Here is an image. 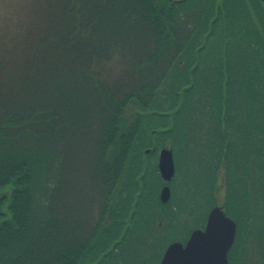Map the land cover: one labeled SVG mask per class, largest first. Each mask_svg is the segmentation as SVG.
<instances>
[{
  "label": "trees",
  "instance_id": "trees-1",
  "mask_svg": "<svg viewBox=\"0 0 264 264\" xmlns=\"http://www.w3.org/2000/svg\"><path fill=\"white\" fill-rule=\"evenodd\" d=\"M48 1L32 41L0 64V264H109L140 212L165 207L151 190L167 144L173 199L181 186L192 197L194 158H206L222 169L226 211L253 227L257 204L264 236V2ZM234 45L243 68L226 55ZM145 251L123 259L150 264Z\"/></svg>",
  "mask_w": 264,
  "mask_h": 264
},
{
  "label": "rangeland",
  "instance_id": "rangeland-1",
  "mask_svg": "<svg viewBox=\"0 0 264 264\" xmlns=\"http://www.w3.org/2000/svg\"><path fill=\"white\" fill-rule=\"evenodd\" d=\"M50 7L49 1L48 0H0V64L4 62V58H6L7 56V60L8 59H12V55L15 56L16 53H20L21 51L19 49L23 48L24 44L26 42H30L32 41L31 39L33 38V33L35 31H38V29H40V26L43 25L40 24V16L43 17L46 10H48ZM48 13V12H47ZM217 36H215L213 38V36H211L210 41L208 42L209 44H207L208 46H206V49L209 48V52L211 53H217V55L219 56L220 54V45L218 44V42L216 41ZM231 47V46H230ZM231 52L227 53L226 55H228L229 58H233L234 57H239V55H241V63H242V68L245 65L244 64V54H243V50L241 51L240 47L237 45H234V47L231 48ZM236 51V52H234ZM207 54V51H203V54L200 55V57L204 56L202 58L203 62L205 61V55ZM239 54V55H238ZM217 57V56H216ZM216 57L211 56L209 58H214V60H216ZM202 60L201 63H202ZM6 61V60H5ZM227 67H229V64H227ZM199 69H201L199 71V75H203L205 73V68L202 65ZM1 75V74H0ZM164 146H168L169 145H164ZM163 146V147H164ZM197 147L201 148L200 145H197ZM158 151L155 153L158 154ZM156 159V158H154ZM178 162L180 161L181 158H178ZM185 159V158H182ZM181 159V160H182ZM196 159V161H198V159L201 160V165L199 164V162H197L200 167L198 166V169L196 167L192 166L193 170L191 171L193 173V183L192 185L189 186V189L187 188L186 191L190 194L189 190L192 191L191 193V198L188 199L187 197L183 196V193H185V191H183V186H181V190H179V193H175L174 196H177L178 199H176L177 201H180V199H185V203L180 202L177 203V201L175 200L174 202H176L177 205V210L174 209L173 207V202H171L172 200H170L165 207L162 209H160V207L156 206L154 207V209H152L149 213H151V218L147 217V213L145 214L144 209L140 212V215H138L137 218H135V220H133V222L136 224V227L133 229L132 232H134L133 234H131V236H135V238L137 237V243H138V248H140L139 246H141V248L143 247V243L145 242L144 238L145 236H143V234L141 232H138V228H139V223H141V221L145 220L146 222L148 221H153L152 226L155 225L156 221L158 219H166L168 217V214H170V211L173 212V218L175 217H182V218H192L193 217V213H195L196 211H198L197 213V219L196 221H200V219L202 218V214L203 212L205 213V211L208 210V208H210V205L212 204H224V208L227 209L226 207V203L224 202V198H225V194H226V189L225 186L223 184V180H222V169L217 167L215 169V171L213 170V166L211 167H207L205 166V163L203 162L206 158H194ZM188 160H192V158H188ZM182 162V161H181ZM193 162V160H192ZM194 166L196 165L195 163L193 164ZM210 168V169H209ZM85 169V167H84ZM84 169H78V171H80L81 173H84ZM179 171H182V165H180L179 163ZM175 170V168H174ZM211 170V171H210ZM176 171V170H175ZM174 171V174H176ZM184 171V170H183ZM213 172L214 174V180H212V184L210 182V184L207 183V181L205 180V178L202 179L203 176H208L209 173ZM252 175H250L251 177L258 174V178L260 180L261 176L263 175V172L260 170H258L257 166L254 167V169L252 170ZM178 176L177 180H176V184H182L184 185V182L186 180H188V175L186 174H181ZM178 175V172H177ZM174 178V177H173ZM173 180V179H172ZM171 180V181H172ZM255 180V179H254ZM253 180V183H254ZM258 180V179H257ZM167 183L170 187V183ZM244 181V180H243ZM241 180L240 184L244 185V182ZM180 184V185H181ZM214 184V185H213ZM212 185V186H211ZM162 185L159 186V188ZM176 187V185H175ZM257 188V184L255 186ZM254 187V190L256 189ZM91 189L89 190L90 192V207H88V209L91 211L88 212V220L89 223H92L93 221H95L96 216H97V211H98V196L95 193L98 191V193L100 192V190H98L95 187H90ZM157 188V187H156ZM192 188V189H191ZM194 189V190H193ZM151 192L157 194L158 193V189H152ZM183 192V193H182ZM186 192V194H187ZM93 194V197H91V195ZM211 194V196H210ZM194 195V196H193ZM183 196V197H182ZM214 196V197H213ZM198 201V203H196ZM96 202V203H95ZM190 204L191 208H190ZM185 207H182V206ZM179 207V209H178ZM203 207V209H202ZM256 207V211L254 212V217H255V224L253 225V227L248 226V221H246V215L243 213H238V219L239 221V225H237L236 222V238H235V242L233 247L230 250L229 256H228V264H264L263 263V258H264V254H263V248H264V236L263 234H261V229L262 226L259 229V226L262 222L261 218H259V208L258 205H255ZM167 209H170L169 211H167ZM185 209V212L183 213L182 210ZM205 210V211H204ZM191 211V214H187L186 212ZM227 215L229 217H231L233 220L234 218L232 216H230V214L227 212ZM191 216V217H190ZM138 218L140 220H138ZM244 218V219H243ZM152 219V220H151ZM262 225V224H261ZM155 226H153L154 228ZM85 229V226L82 227V230ZM253 230L252 235L251 236H247V232H250V230ZM124 230H129V229H124ZM159 232V231H157ZM80 235L83 236V234L81 233ZM129 235V233H128ZM130 237H128L129 239ZM127 239V240H128ZM158 241V238L154 239V237H150L149 241ZM148 241V242H149ZM156 243V242H155ZM148 253V249H146ZM118 252V250L116 249V251H114V254L112 253V256L110 255L107 259V261H109V264H112V261L116 258V253ZM159 252V251H158ZM149 254V253H148ZM131 255V252H126L125 253V257H117L119 258V263L121 264H128L127 260H124L123 258H128V256ZM111 257V258H110ZM147 258H143L142 261L144 260H149L150 264H157L159 257L157 256H153L156 258H151V255H147ZM138 263V262H137ZM107 264V263H106ZM134 264V263H132ZM136 264V263H135Z\"/></svg>",
  "mask_w": 264,
  "mask_h": 264
},
{
  "label": "water",
  "instance_id": "water-1",
  "mask_svg": "<svg viewBox=\"0 0 264 264\" xmlns=\"http://www.w3.org/2000/svg\"><path fill=\"white\" fill-rule=\"evenodd\" d=\"M180 2L184 0H171ZM264 1V0H262ZM150 149L146 148L144 153ZM158 170L164 181H170L174 175L172 150L164 146L159 150ZM170 197V187L165 184L160 189L159 199L166 202ZM236 235V223L219 206H214L207 216L204 230H194L185 246L170 243L158 264H228V251Z\"/></svg>",
  "mask_w": 264,
  "mask_h": 264
},
{
  "label": "flooded vegetation",
  "instance_id": "flooded-vegetation-1",
  "mask_svg": "<svg viewBox=\"0 0 264 264\" xmlns=\"http://www.w3.org/2000/svg\"><path fill=\"white\" fill-rule=\"evenodd\" d=\"M156 161H158V158ZM165 184L167 183L165 181H162V186ZM162 186L158 189V193H157V197L159 201H160L159 193H160V189L162 188ZM170 200H172L171 202H173L171 204H173L174 209L177 210V205H176V202H174L175 199H173V193H172L171 187H170V197L168 198V200L166 202H162V201L160 202H162L165 206ZM177 203H180V201H178ZM214 206L221 207V209L227 215V211L224 208V204L217 203V204L210 205V208H208L207 211L204 210L205 213L203 212L202 218L200 219V221H196L198 211H196V216L194 219L193 218L186 219L182 217L173 218V212L170 211V214H168V217L166 219H158L155 222L156 224L153 225L155 226L154 228L152 226L153 221H149V222L148 221L146 222L145 220L141 221V223L138 224L139 228L137 230L138 232H141L143 236H145L144 238L145 242L143 243V247L141 248L142 245H140L139 246L140 248L137 249L138 243L136 241H135L136 243H133L134 241L133 238L135 236H130L129 239L127 238L128 240H126V242L122 243L120 247L116 248L118 250V252L116 253V257H125V253L127 251L133 253L134 255H140L143 250L148 249L149 255L159 257V260L157 262L158 264L167 246L170 243L178 242V243H181L183 246H185L186 242L188 241V239L190 238V235L192 234L194 230H198V229L204 230L205 229L207 216L211 208H213ZM169 210L170 209H167V211ZM127 222H131V221L127 220ZM129 227L131 229L132 228L134 229L132 224ZM150 237H154L156 239L158 238L159 241L154 240L150 242L149 241ZM116 249L114 251H116ZM105 253H106V250L103 252V254Z\"/></svg>",
  "mask_w": 264,
  "mask_h": 264
}]
</instances>
